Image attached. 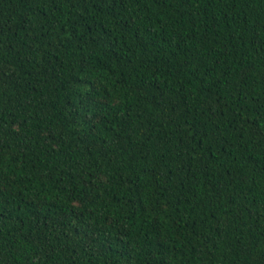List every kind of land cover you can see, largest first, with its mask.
I'll return each instance as SVG.
<instances>
[{"label": "trees", "instance_id": "1", "mask_svg": "<svg viewBox=\"0 0 264 264\" xmlns=\"http://www.w3.org/2000/svg\"><path fill=\"white\" fill-rule=\"evenodd\" d=\"M0 264H264V0H0Z\"/></svg>", "mask_w": 264, "mask_h": 264}]
</instances>
